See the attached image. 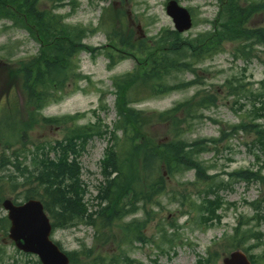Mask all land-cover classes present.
Returning a JSON list of instances; mask_svg holds the SVG:
<instances>
[{
  "label": "trees",
  "instance_id": "trees-1",
  "mask_svg": "<svg viewBox=\"0 0 264 264\" xmlns=\"http://www.w3.org/2000/svg\"><path fill=\"white\" fill-rule=\"evenodd\" d=\"M94 1L88 0L90 5ZM63 2L0 0V21L11 22L10 26L2 29L12 27L26 30L40 45L37 56L30 60L0 63V99L12 90L15 93L14 104L0 106V142L5 150L15 143L19 144L9 154L11 157L4 154L0 162L18 172L14 178L9 176L13 180L11 182H17L20 177L24 182H30L32 187L26 198L42 199L54 228L66 229L82 222L95 229V246L89 249L82 246L80 250L70 253L71 264H133L122 250L112 256L98 254L97 245L107 240L112 243L116 241L113 236L116 224L120 232L119 243L142 242V232L155 215L151 208L160 207L159 197L166 189L163 171L167 176L174 177L193 169L196 179L205 185V195L212 192L214 183L209 182L211 177L206 175L205 168L197 160L207 147V141L188 144L181 138L191 131L193 121L200 117L199 112L216 103V96L199 92L161 113L142 112L131 105L201 85L203 78L195 67L220 52L226 42H238L240 46L237 52L243 56L250 55L253 44L264 46V29H252L246 24L254 14L264 11V2L240 5L243 0H218L219 10L209 31L193 38H182L180 34L168 30L154 40L135 39L123 11L113 6L102 9L99 27L105 30L109 46L101 49L110 60L108 68L125 57H132L136 67L131 72L112 78L118 118L102 161L104 184L98 196L99 200L106 201V206H98L93 213H88L83 202L85 191L80 181L78 159L90 139L107 134V127L102 126L99 119L96 123L78 125L76 121L82 114L50 119L40 116L43 108L69 95L70 86H74V92L78 89V83L87 79L78 73L80 53L87 52L92 57L101 53L99 48L83 43L84 39L97 32L98 27L67 24L65 19L69 14L57 12L65 6ZM78 4L77 0H69L72 13H75ZM113 48L123 53L115 55ZM186 72L194 74V79L178 85L168 84L170 76L174 78ZM231 90L236 92L239 89ZM39 124L60 127L64 135L53 144L38 143L35 146L37 152L41 151V157L32 159V166L37 171H30L27 165L20 167L18 157L29 143V132ZM157 126H166L165 140L158 137ZM117 131L121 132V136H117ZM15 137L17 140L11 142ZM50 153H53V157H50ZM50 185L64 195L60 201H55ZM219 185H222L221 182L215 188ZM181 186L183 189L180 192H171V197L167 198L170 203L199 211L198 219L203 222L219 219L216 210L220 205L207 200L205 196L200 204H196L186 185ZM202 193L201 190L197 192L198 195ZM138 211L143 212L142 219L124 221ZM162 238L168 240L169 236L164 233ZM251 238L257 237L251 231H240L238 228L225 240L230 247L236 248Z\"/></svg>",
  "mask_w": 264,
  "mask_h": 264
},
{
  "label": "rangeland",
  "instance_id": "rangeland-1",
  "mask_svg": "<svg viewBox=\"0 0 264 264\" xmlns=\"http://www.w3.org/2000/svg\"><path fill=\"white\" fill-rule=\"evenodd\" d=\"M79 4L76 7V11L73 15H68L65 22L70 25H84L89 24L96 25L100 16V8L111 4L113 0H104L102 3L95 1L93 5L88 3V0H77ZM116 8H122L126 16L131 20H136L134 30L136 29L138 34H146L147 36H154L163 27L173 28L171 20L165 14L164 6L167 0H129L125 6L123 3L114 0ZM178 2L185 8H191L197 25L188 33L196 34L198 32L207 29L206 20H211L215 17L217 12V6L214 2L209 0H178ZM64 8L58 9L60 14H70L71 6L69 0L63 2ZM97 4V5H96ZM122 5V6H121ZM47 5L45 4L44 7ZM143 14V19L140 15ZM134 15L136 17H134ZM10 22H0V29L3 25H9ZM137 25L140 26L142 31L137 29ZM253 25L264 26V17H256L253 20ZM188 33L184 35L187 36ZM86 43L100 47L103 44L108 46V41L105 38L103 31H99L96 35L89 37L85 40ZM233 46L226 45L225 51L215 56L213 59L206 61L202 68H206L210 71V78L206 80V86H211L220 93L218 105L216 108H211L204 111V117L196 122L193 131L186 137L188 142H191L200 138H217L219 136V129L222 124L237 125L241 121H254L256 124L264 128V117H259L261 110L260 103H254L256 108L253 110L251 97L237 98L233 95L227 94V90L224 88L226 81L232 80L233 85L239 83H250L251 92L254 94L264 95V54L258 53L259 60H252L246 64L241 60H235L232 58ZM38 51V46L30 40L28 34L25 31H19L15 29H9L7 31L0 32V61L8 63H16L19 60H26L34 56ZM80 72L90 77L91 81H82L80 83L81 91L70 95L58 104H52L46 107L42 114L49 117H60L64 115H72L77 112H84L97 109L99 106V91L103 90L107 92L105 104L107 110L97 111L99 117L102 120V124L111 125L115 120V113L113 111L114 97L109 94L111 92L110 78L117 74H123L130 71L134 62L132 59L124 60L119 63L113 70L108 71L106 66L108 64L107 59L104 56H99L93 60L88 54L80 55ZM191 74L180 76L179 80H190ZM237 82H235V81ZM198 90L197 87L184 90L182 92H175L170 95L164 96L158 99H149L135 105L136 108L143 111H164L172 107L175 103L183 101L192 96ZM264 102V96L261 98ZM9 100V99H7ZM6 100V101H7ZM5 101V103H6ZM264 114V111H263ZM96 117L92 112H88L86 117L80 120L79 124L95 122ZM156 131L160 138L165 137V132L162 128L156 127ZM119 134V133H118ZM63 137V132L59 129L52 128H36L30 134V140L34 143L44 142L46 144L52 143L57 139ZM167 138V137H165ZM259 135L252 133H239L234 136L230 142V150H224L220 147L219 152L216 154L209 153L202 156L207 164L213 165L214 168L209 173H221L232 172L239 169H257L260 166H264V147L257 141ZM15 137L11 142H15ZM108 142L104 138H93L87 143L85 152L81 155L80 165L82 168L81 179L87 187V194L85 195V201L90 205L95 204L94 197L97 195V188L102 181L100 161L103 158L104 150ZM1 145V144H0ZM29 147V146H28ZM18 146L16 143L11 146L9 150L5 151L8 155ZM3 153L2 145L0 146V157ZM9 157H11L9 155ZM31 159V155L26 156V162ZM13 173L18 175L16 170L8 165H3L0 162V182H6L4 185L3 195L9 196L11 193L10 186L7 182L13 181L9 178V174ZM226 180V176H223ZM194 179L193 171L183 174L172 180H168V188L165 195L161 196L162 201L161 209L155 208L158 211L157 220L160 222H174L181 226L178 234L181 236L183 243L177 246L173 251H169L168 254H160L151 245L138 246L134 245L130 247V255L133 259L143 264H195L198 256H205L206 250L211 246L214 240L222 238L224 235H229L232 228L235 226L236 221L241 216H252V209L245 203L252 202L260 196L262 187L259 184L247 185L245 182L239 181L231 184L230 190L221 191L220 195L226 201V203H232L233 206L224 205L223 209L218 213L222 216L221 224L209 230H201L196 228L193 223L189 222L188 215H181L178 210L177 204H170L167 198L170 196L168 190L175 189L180 190L181 182H192ZM188 189L191 194H194L195 199L199 197L195 195V189L188 185ZM22 189H18L12 196L21 192ZM22 198L21 195L17 196L18 201ZM182 210H186L183 208ZM264 211V203H263ZM191 214V213H190ZM5 216V212L0 208V217ZM141 215L138 214L137 217ZM155 223H152L147 230H145L146 236L153 233ZM114 233L118 236V229L114 225ZM260 231L264 238V223L260 227ZM170 234H174V230H169ZM155 234V233H154ZM53 241L59 243L61 248L65 251H74L80 248L84 243L88 248L94 246L93 230L83 225H77L72 229L58 230L52 235ZM264 241V239H263ZM116 246L110 244H104L99 247V251L103 254L112 253L116 249ZM0 248L4 252L5 264H31L37 258L35 256H28L20 253L16 250L13 244L8 240L6 244L0 242ZM126 249V246H124ZM263 247L253 249L254 254L262 252ZM219 252L218 257L212 264H222V252ZM30 262V263H29Z\"/></svg>",
  "mask_w": 264,
  "mask_h": 264
},
{
  "label": "water",
  "instance_id": "water-1",
  "mask_svg": "<svg viewBox=\"0 0 264 264\" xmlns=\"http://www.w3.org/2000/svg\"><path fill=\"white\" fill-rule=\"evenodd\" d=\"M167 14L172 18L175 28L182 32L190 28V17L172 1L167 4ZM3 207L8 211L12 223L10 238L16 246L25 251L36 253L43 264H68L67 258L49 241L50 226L38 201L30 200L22 206H14L5 201ZM224 264H249L241 252L231 254Z\"/></svg>",
  "mask_w": 264,
  "mask_h": 264
},
{
  "label": "bare ground",
  "instance_id": "bare-ground-1",
  "mask_svg": "<svg viewBox=\"0 0 264 264\" xmlns=\"http://www.w3.org/2000/svg\"><path fill=\"white\" fill-rule=\"evenodd\" d=\"M53 185H50V191L52 190L53 197L55 201H60V199L64 196L57 188L53 189ZM65 192V191H64ZM63 192V193H64ZM97 205L101 208L106 206V201L101 199L97 201Z\"/></svg>",
  "mask_w": 264,
  "mask_h": 264
}]
</instances>
